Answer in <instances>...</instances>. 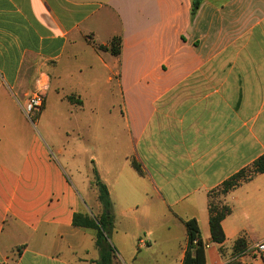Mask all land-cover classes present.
I'll return each instance as SVG.
<instances>
[{"label":"crops","instance_id":"0c3cea01","mask_svg":"<svg viewBox=\"0 0 264 264\" xmlns=\"http://www.w3.org/2000/svg\"><path fill=\"white\" fill-rule=\"evenodd\" d=\"M193 1L0 0V264H96L97 231L73 225L76 213H103L96 173L122 259L145 222L148 245L183 264L194 218L206 264H264L253 250L264 240V173L225 197L223 244L208 206L210 191L264 155V0H201L195 13ZM53 84L86 113L85 173L37 130ZM114 87L118 100L106 94ZM39 90L32 121L23 108Z\"/></svg>","mask_w":264,"mask_h":264},{"label":"trees","instance_id":"16d2710c","mask_svg":"<svg viewBox=\"0 0 264 264\" xmlns=\"http://www.w3.org/2000/svg\"><path fill=\"white\" fill-rule=\"evenodd\" d=\"M200 4L201 0L193 1V13L197 11ZM110 46L112 53L119 56L122 48L121 37L113 38ZM69 100L73 101V98L70 97ZM132 165L139 174H142L140 166L135 161H132ZM258 173H264V155L258 158L250 167L242 169L219 187L209 192L210 232L214 243L223 244L226 240L222 221L232 213V209L225 204V197ZM94 184L98 190L99 201L103 206V213L98 217L90 216V214L76 213L73 217V225L96 230V246L100 252V260L96 264H113L115 248L108 241L109 233L111 234L113 229V206L108 188L100 180L97 173L95 174ZM184 224L187 229L188 244L183 264H206V246L201 239L198 221L194 218L188 219L184 221ZM234 249L236 252H245L247 250L246 240L239 238L235 243ZM229 264L242 263L230 262Z\"/></svg>","mask_w":264,"mask_h":264},{"label":"rangeland","instance_id":"374dc122","mask_svg":"<svg viewBox=\"0 0 264 264\" xmlns=\"http://www.w3.org/2000/svg\"><path fill=\"white\" fill-rule=\"evenodd\" d=\"M69 84L70 82H65L63 84L64 91H69ZM106 94L108 97L113 96L117 100L120 98L119 90L115 87L112 88V92L108 88V91L106 90ZM117 106L119 108V103ZM35 117L36 116H34V118ZM85 117L86 113H84L83 110L73 109L69 103L60 99L59 93L56 91L55 85L53 84L47 97V114L45 115V118L43 116L41 121L36 125L38 132H40L45 139H47V132L52 134V139L55 143L52 144L51 141L47 139L51 149H55L56 146L54 145L56 144L59 147H63L65 157H68L69 161H74L79 166L82 173H85L90 169L87 154L83 151L84 148H86L83 136L84 126L86 125ZM58 159H61V156H59ZM67 171H70V167ZM90 216L98 217L93 212H90ZM114 221L113 212V226ZM142 224H144L143 226L145 228L140 227L138 230L133 231L131 237L133 245L131 250L134 251V256H132L130 260H126V258L122 259V257L118 255V250L114 246L113 240L115 238L113 236V232H111V234L109 233L108 241L113 248H115V257L118 258V261H116L114 257L113 264H176L175 256L169 259L161 257L159 250L164 248L161 247V245L154 246L152 242L150 245L152 247L149 249L150 246L148 244L150 243H148V233L145 232V229L147 230L150 224L145 222H142ZM129 233H132V231ZM255 236L258 237L257 234ZM121 238L123 239V237ZM139 245H141V248ZM259 258V255L256 257L252 255L246 256V260L249 264H254L257 260H259Z\"/></svg>","mask_w":264,"mask_h":264},{"label":"built area","instance_id":"2783aa9c","mask_svg":"<svg viewBox=\"0 0 264 264\" xmlns=\"http://www.w3.org/2000/svg\"><path fill=\"white\" fill-rule=\"evenodd\" d=\"M45 94L42 90L36 91L26 102L23 110L26 113L27 117L34 121V116L37 113H40L44 106ZM253 250L258 254L264 253V240L257 242L253 247Z\"/></svg>","mask_w":264,"mask_h":264}]
</instances>
